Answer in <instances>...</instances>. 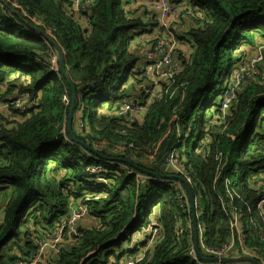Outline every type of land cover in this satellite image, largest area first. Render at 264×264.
<instances>
[{"label": "trees", "instance_id": "16d2710c", "mask_svg": "<svg viewBox=\"0 0 264 264\" xmlns=\"http://www.w3.org/2000/svg\"><path fill=\"white\" fill-rule=\"evenodd\" d=\"M64 1L69 2L0 0V84L7 83L15 97L27 96L30 104L23 111L11 106L21 121L0 119V264H15L18 257L34 252L43 232L53 231L68 214L71 195L83 200L98 225L81 228L78 223L77 244L62 248L60 256L47 264H107L125 253L134 256L135 247L124 243L131 240L132 232L146 228L151 216L160 225L161 235L136 264H208L190 254L194 239L183 184L181 189L175 180L143 181L135 174L110 169L103 173L109 179L106 186L97 191L89 188L87 180L92 178L86 175V166L103 162L70 140L67 121L72 92L60 70L49 68L51 58L59 67L51 41L62 50L64 68L76 87L75 138L90 146L102 144L96 149L110 158L128 159L136 168L154 171L172 148H178L176 120L191 126L190 138L197 128L194 146L190 149L183 141L179 155L192 179L190 192L199 201L196 209L205 225V243L219 247L230 234L212 190L217 172L216 188L226 202L221 180L230 176L246 203L239 204V209L249 210L238 248L244 245L257 251H249L248 258H259V254L264 264V243L253 224L262 219L256 203L264 193L253 180L264 170V65L259 67L262 73L236 93L223 130L209 128L206 122L213 105L220 110L228 76L237 63L233 62L235 52L264 35V0H189L198 14L183 28L190 53L182 52L181 57L176 52L182 64L170 85L177 87L176 93L171 98L170 93L158 95L142 123L118 117L114 106L133 97L134 85L127 80L137 73L141 46L136 47L135 40L150 30L142 20L149 12L141 8L131 15L130 0H89L71 14ZM1 99L8 102L5 96ZM78 115L82 131L76 124ZM210 133V150L197 152L200 140ZM218 152L220 160L215 158ZM96 192L105 196L99 199ZM110 246L109 256L102 257ZM260 259L253 260L261 264ZM228 260L241 262L239 257Z\"/></svg>", "mask_w": 264, "mask_h": 264}, {"label": "built area", "instance_id": "2783aa9c", "mask_svg": "<svg viewBox=\"0 0 264 264\" xmlns=\"http://www.w3.org/2000/svg\"><path fill=\"white\" fill-rule=\"evenodd\" d=\"M81 0H69V2L64 1V8H69L70 11H76L78 13L80 9L85 7V4L89 1L86 0L84 3L80 4ZM137 6L145 7L150 14H146L149 22L155 23L154 17L157 15V27L162 31L161 34L153 36V43L146 51L147 58H144V61L139 66V70L134 75V77H139L146 81L144 86L140 87L141 93H146V96L141 94V99L137 100L136 97H132L133 100H122L116 107L117 116L120 118H125L129 122H134V119L138 120V115L142 114V117L145 115V111L148 106L153 102V100L161 94V92L170 93V98L173 94L176 93L177 87L171 88L170 85L174 81V78L177 74L182 71V64L177 56V48H179V44L183 41L187 42V37L184 33L179 29V26L183 25L184 21H190L191 17L198 14V10L196 7L192 6L189 0H182L181 2H176L175 0H130L127 4V7L131 9H136ZM143 22L144 18H142ZM156 24V23H155ZM149 29L152 26H147ZM191 45V44H190ZM264 62V43L258 45L256 47V52L251 58H238L237 64L238 67L233 69V72L230 76L229 81L231 82V86L226 89L221 98L220 110L217 109V116L214 120H211L208 123L209 128L216 127L223 130L227 123L228 118V109L232 106V102L236 98V93L244 87V85L259 75V67ZM55 71L59 70V67L54 69ZM143 98V99H142ZM4 105L0 106V118L2 117L3 111H1V107L13 106L15 108H20L21 111L25 110L26 107H30V104L27 102V96H21L13 101L2 103ZM216 111V110H215ZM215 114V113H214ZM80 115H78L77 123L79 126L80 123ZM143 121V120H142ZM141 121V122H142ZM179 122L178 119L175 123L176 129V141L175 146H178L180 143L182 145L183 142L180 141V130H179ZM207 135L202 141H200V145L197 147L196 151L201 154H206L209 150V144L211 140L208 139ZM180 145V146H181ZM101 148L102 144H98ZM178 149H171L165 156V160L167 162V170L172 172L173 174L182 176L189 186L192 185V179L188 176L186 170L184 169ZM215 158L220 160L221 153H216ZM107 166L102 163H94L88 165L85 169L89 175H103L108 170H123L128 173L135 174L139 176L143 181L152 179L151 176L142 174L137 172L133 167L127 165L126 163L116 162V161H108L106 163ZM218 171V167H217ZM261 173L253 176L254 185L256 187L264 188V170L260 171ZM92 178V177H90ZM93 179V178H92ZM160 180L159 178H156ZM97 182L94 184L93 190H98L97 187L106 186L109 183V179H103L101 177H97L95 179ZM223 185V194L228 197V202H226L224 195L219 192L216 188L217 183V172L212 181V190L215 193V196L218 197L221 210L225 219L229 225V239L227 242L223 243L221 246H209L205 243V225L202 221H199L200 218L197 216V207L199 206V201L194 197V208L197 219V229H198V242L199 247L203 252H205L206 256L209 258H216V261L206 262L208 264H245L240 261H230L228 260L229 256L232 257H247L249 255V251H253L258 253L257 251L248 249L244 245L238 248V242L242 239L244 234V230H241L243 225V220L249 212L248 208L246 213H243L242 210L239 209V204L243 207L246 205L245 201L242 199V196L237 191L236 184L233 183L230 176H224L221 180ZM180 183V182H176ZM181 189L183 187L182 184H178ZM184 186V185H183ZM187 191V190H186ZM264 192V190H263ZM91 196V195H90ZM183 196L186 201V206L189 214L191 215L190 210V201H188V197L186 192L184 191ZM99 199L101 196H97ZM85 200L88 199L87 196L84 197ZM256 208L260 213L262 220H264V193L262 197L257 201ZM86 216H88V207L83 203L81 198L71 199L70 209L67 215L60 219L59 224L53 231H44L42 237L37 242V249L32 252L29 256L22 258L18 257L15 264H39L38 257H42L43 250L49 249L53 252L55 256H60L61 250L64 247L70 246L65 244L67 242L77 241L81 236V230L78 228V223L83 220ZM253 223V222H252ZM192 226V219L190 222ZM98 225V221L97 224ZM153 226H156V229H150ZM159 224L156 222H151L147 225L146 228L142 230H146L149 228L150 235L146 237L143 241H139L137 238L133 244H129V248L132 249L136 246L146 247L149 250L153 247L155 242L159 239L161 235V230L159 228ZM256 235L259 240L264 243V228L262 230H255ZM144 242V244H141ZM75 244V245H76ZM73 245V246H75ZM194 243L192 244L190 254L196 259L200 260L196 256V250H194ZM244 249L245 253L242 255L240 250ZM230 253L236 255H228ZM252 258L255 261L260 259ZM145 255L143 254H135L131 256L129 253L123 254L118 260L111 258L107 264H136L143 260ZM261 264H263L262 259ZM242 261V260H241ZM254 262V261H253ZM251 262V263H253ZM254 264V263H253Z\"/></svg>", "mask_w": 264, "mask_h": 264}, {"label": "crops", "instance_id": "0c3cea01", "mask_svg": "<svg viewBox=\"0 0 264 264\" xmlns=\"http://www.w3.org/2000/svg\"><path fill=\"white\" fill-rule=\"evenodd\" d=\"M143 1V0H142ZM176 2H181L182 0H175ZM145 10H146V8L145 7H143ZM149 14H150V12H149ZM143 18H144V21L145 22H148V18H147V16H143ZM154 19H155V23H153V22H149L148 23V26H152V28L150 29L151 31H153V33H154V30H155V33H154V35H158V34H161L162 33V31L157 27V15L154 17ZM189 22V20L187 21H184V23H183V25H181V26H179V29L182 31L183 30V28H185V27H187V25L189 24L188 23ZM186 31V30H185ZM153 33L150 35V36H144L145 35V33H143V34H141V38L143 37V38H145V37H148V38H146V39H142V40H138V37L136 38V41H135V43H136V47L139 45V46H141L140 48H139V57H140V60L138 61L139 63L137 64V65H140V64H142L143 63V61H144V54L146 53V51L149 49V47L152 45V43H153ZM142 41H144V42H146L145 44H146V46H145V44H142ZM188 41V40H187ZM262 43H264V35H258V36H256V38L254 39V41L251 43V44H248V43H244L236 52H235V54H234V61L233 62H237V60H238V58H251V57H253L254 56V54H255V52H256V47L258 46V45H260V44H262ZM191 47V45H190V43H189V41H188V43L187 42H185V41H183V42H181L180 44H179V51H178V53L179 54H181L183 51H186V52H188V50H189V48ZM262 65H264V62L260 65V67L262 66ZM234 69V68H233ZM233 69H232V72H233ZM232 72H231V74H232ZM262 73V71H260V73L259 74H261ZM133 79H134V77H132ZM230 79V78H229ZM130 84H132L133 83V81L132 80H130V82H129ZM7 83H1L0 84V106L1 105H4V104H2V103H6V101H2V99H1V96H5V99L8 101V102H10V101H13L14 99H16V98H18L19 96H17V97H15V95H14V93H13V91L12 92H9L8 91V87H7ZM134 90H140V88L139 87H136ZM143 95V93H141V90H140V93L137 95V96H133V97H136V98H138L140 95ZM134 95V94H133ZM7 102V103H8ZM11 107L9 106V108L8 107H1V111H3V114H2V117L0 118L1 120L2 119H7L8 121H21L22 120V117H20L21 115L20 114H18L17 112H15L14 113V111H12L11 109H10ZM138 120H139V122H141L142 120H143V117L142 116H140L139 117V115H138ZM83 226H87V225H83ZM81 228H82V226H80ZM139 241H143L145 238H146V236H145V234H141V235H139V236H137L136 237ZM140 238V239H139ZM76 244V241L74 240V242H67L66 244H65V246L66 245H70V246H73V245H75ZM141 244H144V242H142ZM55 257V255L53 254V252L51 251V250H49V249H44L43 250V255H42V258L44 259L43 261H40L39 262V264H47V260L46 259H51V258H54ZM249 258H248V256L247 257H242V263H245V264H253V263H251V262H253L254 260H252L251 259V262L248 260ZM264 259V258H263Z\"/></svg>", "mask_w": 264, "mask_h": 264}, {"label": "rangeland", "instance_id": "374dc122", "mask_svg": "<svg viewBox=\"0 0 264 264\" xmlns=\"http://www.w3.org/2000/svg\"><path fill=\"white\" fill-rule=\"evenodd\" d=\"M141 8H143V7H140V6H137V8L136 9H138V10H140ZM136 9H134V10H136ZM148 11V10H147ZM149 12V11H148ZM144 23H147V22H144ZM148 26V25H147ZM183 33H184V35L186 34V32L187 31H182ZM145 33V35L144 36H150L152 33L150 32V31H145L144 32ZM143 36V37H144ZM142 37V38H143ZM146 38H148V37H145V38H143V39H146ZM136 41V40H135ZM146 42H144V41H142V44H145ZM145 46H146V44H145ZM181 57H182V54L180 55ZM231 76V75H230ZM230 76H228L229 78H230ZM229 78H228V81H229ZM130 80H132L133 81V83H132V85H134V89L136 88V87H139L140 88V86H139V82H137L138 80L136 79V80H134L133 78H128V84H129V82H130ZM140 93V90H134V95L133 96H137L138 94ZM217 99H219V97H217ZM79 104V107H80V109H81V107H83L82 106V104H80V103H78ZM215 104V103H214ZM215 105H213L211 108H210V112L208 113V119H207V123H209L211 120H214L215 118H216V116H217V107H214ZM216 110V111H215ZM215 113V114H214ZM142 123V122H141ZM76 124H78L77 123V120H76ZM74 127H75V124L73 125ZM179 130H180V141L181 142H185V143H188L189 144V148L191 149L193 146H194V144H195V142H196V138H197V135H198V129L197 128H195V130H194V134H193V136H192V138H190V136H191V132H192V129H191V126L190 125H188L187 127H184L183 125H181V123H179ZM175 133H176V129H175ZM211 137H212V134L210 133L209 134V138L208 139H211ZM203 140V138L200 140V141H202ZM180 145H181V143L178 145V150H179V152L180 153H182L181 151L183 150V148L181 147L180 148ZM200 145V144H199ZM102 153V152H101ZM103 154V153H102ZM105 155V154H104ZM107 156V155H106ZM91 158L92 159H94V160H97V161H102L103 163V165L104 164H106L108 161H116V162H121V163H126V162H123V161H118V160H103L102 158H100V157H98V156H91ZM111 159H122V158H118V157H113V158H111ZM166 160H165V158L162 160V161H160L159 163H158V167H156L155 169L157 170L158 168H159V166H160V164H162V163H164ZM127 165H129V166H131V167H133L134 169H136V170H138L140 173H142V174H146V173H143V172H141L140 170H139V168H136V166L135 165H131V164H128V163H126ZM154 165V164H153ZM183 166H184V163H183ZM146 175H148V174H146ZM150 176V175H149ZM152 177V176H151ZM182 177V176H181ZM152 179H156L155 177H152ZM238 181H239V179H237ZM88 182H89V188H96V187H94V184H96V180H94V179H92V180H87ZM175 182H179V181H176L175 180ZM181 183V182H180ZM182 184V183H181ZM98 188H100V187H97V189ZM97 191V190H96ZM97 194H98V196H101V198H103L104 196H105V193L104 192H96ZM146 197H148V195L146 196ZM199 221H201L200 219H199ZM150 222H154V219L152 218V216L150 217ZM97 224V220L94 218V217H91V216H86L83 220H81L80 222H79V225L80 226H82V225H87V226H95ZM254 224V229H257L258 231L259 230H262L263 228H264V220H260V222L259 223H256V221L253 223ZM149 225V224H148ZM192 231H193V229H192ZM143 232V230H136V231H134V232H132V235H131V240L129 241V242H125L124 243V246L125 247H127V246H129V244H133L134 243V241L136 240V237L137 236H139V235H141V234H143L142 233ZM197 233H198V229H197ZM194 243V242H193ZM198 244H199V242H198ZM194 245H195V243H194ZM67 247H69V246H67ZM113 249V246H110V247H107L106 249H104L103 251H102V253H101V255H102V257H105V256H109V253L111 252V250ZM241 254L243 253V250H242V252H240ZM100 255V256H101ZM20 256V255H19ZM99 256V258H101ZM196 256H197V253H196ZM197 258H198V256H197ZM206 258H209V257H206ZM199 259V258H198ZM17 261V260H16ZM16 261H15V263H16ZM104 262V258H103V260H101L99 263H103Z\"/></svg>", "mask_w": 264, "mask_h": 264}, {"label": "water", "instance_id": "95a60500", "mask_svg": "<svg viewBox=\"0 0 264 264\" xmlns=\"http://www.w3.org/2000/svg\"><path fill=\"white\" fill-rule=\"evenodd\" d=\"M52 46L56 49L57 53H58V62H59V70L60 73L62 75V77L65 79V81L67 82V84L69 85V87L71 88V92H72V97H71V106H70V111L68 114V121H67V131L69 133V136L71 138L72 141H75L76 143L84 146L86 149H88L89 151H91L93 154H95L96 156L102 158L103 160H118V161H123L126 162L128 164L133 165L132 162H130L127 159H111L110 157L102 154L101 152H97L95 151L92 147H90L87 144L82 143L81 141L77 140L74 136V133L72 131V121H73V109L75 106V100H76V87L74 86V84L72 83L69 75L67 74L64 65H63V52L60 49V47L54 42L51 41ZM139 170L143 173H146L152 177L155 178H168V179H173L176 181L181 182L187 192H188V196H189V200H190V210H191V219H192V229H193V239H194V243H195V249H196V253L197 256L200 260L204 261V262H211V261H216V258H206V257H202L201 255V251L198 245V233H197V220H196V216H195V208H194V198L192 193L190 192V187L187 184L186 180L176 174H163L162 171H166L167 170V162L165 161L164 163L160 164L159 168L156 170V172H150L147 170H144L142 168H139ZM81 230V229H80Z\"/></svg>", "mask_w": 264, "mask_h": 264}, {"label": "bare ground", "instance_id": "6f19581e", "mask_svg": "<svg viewBox=\"0 0 264 264\" xmlns=\"http://www.w3.org/2000/svg\"><path fill=\"white\" fill-rule=\"evenodd\" d=\"M142 10H144V8H142ZM147 10V9H146ZM128 12L131 14V15H134L135 13H136V10H134V9H128ZM74 13H76V11L74 10V11H72V13L71 14H74ZM139 15V14H138ZM190 22H191V20L188 22L189 24H190ZM147 31H150L151 33H153V31H151V30H147ZM154 33H155V30H154ZM154 33H153V35H154ZM143 38H141V35L138 37V40H142ZM144 40V39H143ZM190 49L191 48H189V50H188V53H190ZM179 51V48H177V52ZM184 52H186V51H183V53ZM58 54V53H57ZM182 54V53H181ZM181 54H179L178 53V56H180ZM186 56H187V54H186ZM144 57L145 58H147V55H146V53L144 54ZM58 64H59V62H58ZM238 67V64L236 63L234 66H233V68H237ZM49 68L50 69H52V70H54L55 69V60L53 59V58H51V64H50V66H49ZM138 70H139V66H138V68H137V72H138ZM136 79L138 80L137 82H139V86L140 87H142V86H144V84L146 83V81L145 80H143V79H141V78H139V77H136ZM231 86V82L229 81V83H228V86H227V88L228 87H230ZM165 95V92H161V95ZM160 95V94H159ZM143 96H146V93H144L143 94ZM126 100H133V99H131V98H125ZM116 106H114V108H115ZM114 113H115V115H117V111L115 110L114 111ZM140 116H142V114H139V117ZM77 126H78V131H82V128H83V125H81V126H79L78 124H77ZM70 140H71V138H70ZM73 142H75V141H73ZM82 146V145H81ZM90 146V145H89ZM98 145H95V146H90V147H92L95 151H97V152H100V151H98L97 149H96V147H97ZM87 152H89V153H91L93 156H96L95 154H93L91 151H89L88 149H86L84 146H82ZM128 160V159H127ZM130 162H132L131 160H129ZM133 163V162H132ZM87 167V166H86ZM86 169V168H85ZM85 171V170H84ZM147 171H150V172H156V170H154V171H152V170H147ZM85 173H86V175H89L88 174V172H86L85 171ZM162 173L163 174H169V173H167V172H164V171H162ZM101 177V178H103V179H107L104 175H93V176H90V177H92L94 180L97 178V177ZM159 179H168V178H159ZM168 180H173V179H168ZM92 189V188H91ZM72 199H74L75 197L73 196V195H71L70 196ZM150 229H156V226H153L152 228H150ZM143 234H145V236L146 237H148L149 235H150V231H149V228H147L146 230H144L143 232H142ZM140 239V238H139ZM194 248H195V246H194ZM200 248V247H199ZM135 250H136V253L137 254H143V255H146V254H148L149 253V249L148 248H146V247H141V246H136V248H135ZM196 250V249H195ZM200 251H201V248H200ZM201 255H202V257H205V256H203V254H202V252H201ZM38 260H39V262L40 261H43L44 259L42 258V257H38ZM47 261L49 260V259H46ZM250 262H251V259H248ZM254 264H258V263H256L255 261L253 262Z\"/></svg>", "mask_w": 264, "mask_h": 264}]
</instances>
